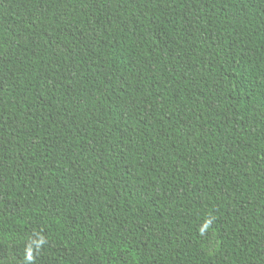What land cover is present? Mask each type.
Returning a JSON list of instances; mask_svg holds the SVG:
<instances>
[{"label": "trees", "instance_id": "obj_1", "mask_svg": "<svg viewBox=\"0 0 264 264\" xmlns=\"http://www.w3.org/2000/svg\"><path fill=\"white\" fill-rule=\"evenodd\" d=\"M0 264H264V0H0Z\"/></svg>", "mask_w": 264, "mask_h": 264}]
</instances>
